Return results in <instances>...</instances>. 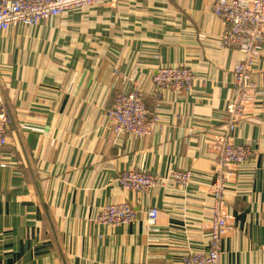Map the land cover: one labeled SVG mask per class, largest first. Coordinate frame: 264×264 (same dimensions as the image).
Wrapping results in <instances>:
<instances>
[{
	"label": "crops",
	"instance_id": "0c3cea01",
	"mask_svg": "<svg viewBox=\"0 0 264 264\" xmlns=\"http://www.w3.org/2000/svg\"><path fill=\"white\" fill-rule=\"evenodd\" d=\"M212 0L100 1L36 25L0 32V97L9 118L0 168V264H176L207 249L209 185L225 108L241 54L218 47L223 22ZM264 43L252 77L263 96L246 106L233 143L252 150L226 184L229 228L221 264H264ZM159 64L194 73L189 90L153 91ZM118 75L113 74V70ZM125 77V78H123ZM133 87L158 126L137 138L115 135L105 110ZM161 176L148 193L125 190L121 171ZM127 201L129 224L96 221L101 208ZM158 210L149 225L146 210Z\"/></svg>",
	"mask_w": 264,
	"mask_h": 264
},
{
	"label": "built area",
	"instance_id": "2783aa9c",
	"mask_svg": "<svg viewBox=\"0 0 264 264\" xmlns=\"http://www.w3.org/2000/svg\"><path fill=\"white\" fill-rule=\"evenodd\" d=\"M100 1L115 4L122 0H0V32L20 24L36 25L65 11L84 9ZM211 10L223 22L222 32L215 44L236 49L241 59L233 67L234 88L225 108L222 135L212 146L216 158L212 169L213 181L208 187L213 198L209 245L207 249L187 251L176 264H221L222 242L229 228V215L224 211L226 184L238 166L252 156L249 147L233 143L232 134L246 106L263 96L261 85L253 79L252 73L264 43V0H212ZM113 74L118 75V71L114 69ZM193 80L194 73L184 65L159 64L151 75L156 93L162 89L172 92L189 90ZM144 99V92L137 87L118 93L105 110L110 131L115 135L125 133L137 138L150 135L158 126V116L150 113ZM8 129L9 118L0 97V168L6 165L2 151L8 145ZM191 178L189 170L176 169L169 175L161 176L142 169H126L119 174L118 182L125 190L148 193L168 180L186 187ZM145 213L147 222L153 225L158 210L152 207ZM137 214L138 210L131 204L120 201L104 205L96 221L103 225L129 224L135 221Z\"/></svg>",
	"mask_w": 264,
	"mask_h": 264
}]
</instances>
